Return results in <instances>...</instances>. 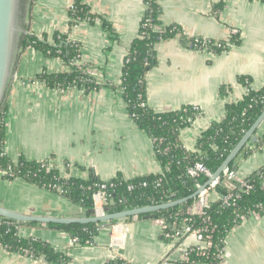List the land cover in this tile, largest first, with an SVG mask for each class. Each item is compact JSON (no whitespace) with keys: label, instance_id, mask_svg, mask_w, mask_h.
<instances>
[{"label":"crops","instance_id":"crops-1","mask_svg":"<svg viewBox=\"0 0 264 264\" xmlns=\"http://www.w3.org/2000/svg\"><path fill=\"white\" fill-rule=\"evenodd\" d=\"M73 0H34L25 23L29 32L49 44L55 33L79 43L76 66L93 79L97 89L47 86L36 75L67 72L63 59L32 47L18 49L13 74L2 106L5 110L4 152L13 161L48 160L63 178L109 181L160 172L153 141L129 116L118 85L123 60L139 35L145 0H87L93 22L71 28L68 9ZM160 26L177 25L181 34L155 45L157 63L145 75L147 104L156 112L193 106L200 110L179 131V142L194 150L202 130L223 118L228 103L240 100L247 89L238 81L249 77L254 90L264 86V1L157 0ZM221 4L218 10L215 7ZM102 20L110 23V29ZM180 35L202 41H227L220 53L184 44ZM222 85L229 86L221 96ZM237 158V174L246 179L264 168V120ZM221 195L213 192L212 200ZM0 205L24 214L79 218L87 211L61 195L27 183L5 180L0 173ZM22 237L47 242L64 253L67 264H107L122 258L129 264H177L178 252L161 236L157 219L130 217L99 227L90 245H78L72 236L48 224L19 227ZM223 264H264V213L249 216L225 238ZM0 264H47L0 247Z\"/></svg>","mask_w":264,"mask_h":264},{"label":"trees","instance_id":"trees-1","mask_svg":"<svg viewBox=\"0 0 264 264\" xmlns=\"http://www.w3.org/2000/svg\"><path fill=\"white\" fill-rule=\"evenodd\" d=\"M34 0H19L17 23L22 29L19 34L18 49L32 47L49 57H58L68 65L67 72L47 73L43 71L35 79L44 82L49 87L68 89L85 86L97 89L96 82L87 76L82 67L74 64L79 57V43L70 40L67 34L55 33L53 44L36 37L29 32L25 23ZM264 1V0H261ZM146 9L141 19L139 35L133 40L123 60L121 81L118 88L121 90L127 112L135 125L143 130L154 143L155 154L161 163V171L145 176L124 179L117 176L109 181L99 180L95 175L89 179L78 177L63 178L56 169L48 166V160L37 162L21 157L13 162L4 152L5 139V110L0 108V172L5 180L22 179L27 183L57 193L67 200L80 204L90 215L93 208L92 194L98 185L105 182V192L109 198L106 202L108 212H117L124 209L157 205L176 199L188 197L196 191V185L207 183L204 175L189 176L187 170L196 162L203 163L210 172L215 173L225 160L231 149L242 138L253 122L264 110V86L254 90L251 88L249 77L240 76L238 81L247 89L245 95L235 102L228 103L221 120L211 122L202 130L196 140L194 150L186 149L178 139L179 131L189 125L200 114V110L193 106H182L177 110L156 112L147 104L145 75L157 63L155 45L163 40L181 34L177 25L156 30L160 26L161 7L157 0H145ZM221 4L215 7L220 8ZM71 28L81 21L93 22L97 15L91 12L87 0H73L68 9ZM105 28L110 29V23L102 20ZM181 41L195 49L208 48L211 52L220 53L228 47V42L237 44L239 38L232 35L227 41H202L180 35ZM229 86L222 85L219 89L221 96L226 94ZM264 142L263 140L260 142ZM248 150L242 148L239 155ZM249 153V151L247 152ZM238 155V156H239ZM237 156V158H238ZM237 158L229 165V169L236 170ZM250 188H240L233 180H222L218 187L221 195L209 203V207L202 215H191L187 222L193 228H201L202 233L210 246L205 249L193 247L188 254L187 261H178L177 264H219L225 238L229 231L240 224L243 216L251 212H264V168L246 178ZM108 184H112L109 186ZM131 186V189L129 188ZM236 195L230 206L221 204L224 195ZM196 198L189 199L183 204L156 212L155 219L163 220L165 230L173 232V224L179 227L182 224L186 209ZM139 215L137 218H142ZM130 218V217H129ZM110 221L109 223H115ZM102 223L85 224H48L65 232L75 239L78 245H90L98 233ZM35 222H16L3 219L0 224V246L11 252L28 255L33 258L43 256L47 264H67L68 257L56 251L47 242L37 238L22 237L17 233L18 227ZM107 264H129L122 258L110 260Z\"/></svg>","mask_w":264,"mask_h":264},{"label":"water","instance_id":"water-1","mask_svg":"<svg viewBox=\"0 0 264 264\" xmlns=\"http://www.w3.org/2000/svg\"><path fill=\"white\" fill-rule=\"evenodd\" d=\"M19 8V0H0V108L3 103L7 86L13 74V65L16 53L18 51V39L22 29L17 23V12ZM264 120V110L259 117L253 122L250 128L245 132L242 138L231 149L225 160L219 166L213 177L218 176L224 169L237 158L240 151L249 141H255L253 136L261 122ZM204 187V186H203ZM200 190H196L188 197L176 199L157 205H148L137 208L124 209L117 212H108L104 208L103 215H96L94 209H90V215L79 218L55 217V216H39L24 214L14 210H10L0 205V217L4 219L20 222H35L42 224H85V223H102L110 221H124L129 217L144 215V218L155 219L156 212L168 209L185 203L189 199L195 198Z\"/></svg>","mask_w":264,"mask_h":264},{"label":"built area","instance_id":"built-area-1","mask_svg":"<svg viewBox=\"0 0 264 264\" xmlns=\"http://www.w3.org/2000/svg\"><path fill=\"white\" fill-rule=\"evenodd\" d=\"M78 25H76L75 27H77ZM155 29L159 30L158 27H155ZM75 62L76 60L74 61V64ZM153 148H154V143H153ZM49 169H50L49 165L46 166V170L48 171ZM187 174L189 176L204 175L205 177H207L206 184L196 185L197 188L196 190L199 189L200 191L195 197L196 199L192 203V205H190L186 209L185 215H187V217L183 219L182 224L179 227H176L175 224L172 225L174 228L173 232L166 231L165 230L166 227L163 223V220L157 219L159 224L161 225L162 238L170 244L172 251H176L179 254L177 262L187 261L188 254L193 247L205 249L210 246V243L208 242V240L205 239L202 233V229L193 228L187 222L190 220L189 216L202 215L204 213V210L209 207V203L212 201V199L210 198L211 194L218 190V187L221 184L222 180H233L239 184L240 188H248V189L250 188V186L247 185L246 179L240 178L237 174V171L233 169H229V167L224 169L218 176L213 177L214 173L210 172L209 169L203 163L196 162L193 166L188 168ZM108 185L111 186L112 184H108ZM106 187H107V183L103 182L100 185H98V189L92 194L93 209L96 215H103L105 213L104 208L106 207V202L109 198L108 193L105 192ZM129 188L131 189V186H129ZM235 198L236 195L233 193L224 195L221 204L225 206H230L233 204ZM251 215L258 216L260 214L256 212H251L248 216H243L241 218V221L246 220ZM3 219L4 218L0 217V224L2 223ZM17 232H18L17 234L21 236L19 234V227L17 229ZM0 247L6 249L5 247L2 246ZM225 255H226V251L223 247L220 254L218 255V258L220 259L219 264H223ZM196 264H204V263H196Z\"/></svg>","mask_w":264,"mask_h":264}]
</instances>
